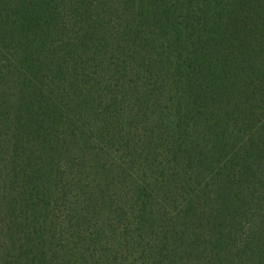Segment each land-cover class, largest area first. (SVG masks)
<instances>
[{
	"label": "trees",
	"instance_id": "1",
	"mask_svg": "<svg viewBox=\"0 0 264 264\" xmlns=\"http://www.w3.org/2000/svg\"><path fill=\"white\" fill-rule=\"evenodd\" d=\"M0 264H264V0H0Z\"/></svg>",
	"mask_w": 264,
	"mask_h": 264
}]
</instances>
